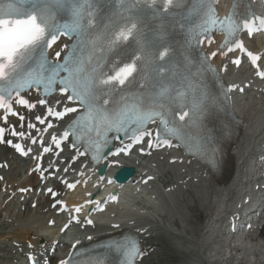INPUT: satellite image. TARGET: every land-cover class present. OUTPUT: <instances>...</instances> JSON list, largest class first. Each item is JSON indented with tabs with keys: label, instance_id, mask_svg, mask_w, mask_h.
Segmentation results:
<instances>
[{
	"label": "snow or ice",
	"instance_id": "6c2138e0",
	"mask_svg": "<svg viewBox=\"0 0 264 264\" xmlns=\"http://www.w3.org/2000/svg\"><path fill=\"white\" fill-rule=\"evenodd\" d=\"M20 0H12L8 8L0 7V108L5 110L3 119L7 122L8 115L16 116L12 107L13 92L16 94L15 102L23 105L29 110L35 108L36 105L29 103L27 99L21 96V92L26 88L34 85H44L45 94L49 93L52 85L57 82L59 77L60 93L66 95L69 102L78 103L84 112L69 125V128L75 130L78 125L83 124L88 132H95L97 139L90 140L89 144L95 149V153H99L102 146L108 143V133L123 132L126 136L131 133L130 139L133 143L140 144L145 137H152L153 132L149 130L147 125L156 123L157 131L155 135V146L167 145L172 146L170 139L161 140V131L177 140H183L186 133L183 132V126L178 121H185V118H191L194 113H201L204 110V103L201 98L197 97L193 92L191 99V107L188 111L183 110L188 106V91H180L173 85L159 86V90L152 95L131 96L122 95L118 100H114L112 94L115 93L119 86H124L126 82H130L129 78L133 73L137 72V61L143 60L146 64L151 65L156 60L165 61L169 54L168 48L153 51L152 49H142V55H137L131 63L123 65L114 64L108 72L100 70L99 59L96 57L97 49L101 53L112 51L122 42H127L134 37L137 31V23L129 19L124 24L113 21L112 26H105L104 32L88 41L91 45L87 54H85V37L95 27V0H46V3L55 6L64 7L69 12V19L64 23H52L53 9H40L34 13L21 12L18 8L13 7ZM139 2V0H136ZM146 4L156 5L157 0H144ZM123 6L125 0H118ZM215 0H198L197 7L193 10L200 22L194 28L189 29L191 38L197 39L199 35L207 36L214 29L219 28L226 33L227 38L222 49L227 52L240 49L246 51L243 43L233 40L236 32L241 28L247 30L249 34L257 30L254 27V21L243 19L237 21L234 15L225 17L223 20L217 18L214 8ZM161 10L167 12L169 7L174 4V0H160ZM261 26H264V19H260ZM61 36L76 37V43L72 46L70 52L64 56L61 62L60 51L55 52V61L48 59V50L53 48ZM208 43H212V38L207 36ZM230 43H234V47H229ZM65 48L67 45L64 46ZM216 53L213 52L212 56ZM252 63L256 65L259 57L252 52H247ZM239 65L240 60L233 61ZM155 71L157 75L163 79V74L167 69L161 64L156 65ZM66 73L60 76V73ZM264 78V72H258ZM229 91L231 88L228 89ZM179 102L180 110L177 111L176 105ZM41 105L47 103L45 99L39 100ZM76 107H65L63 111H55L52 107L47 109L49 116L62 119L66 114L78 112ZM178 117V120H177ZM19 119L24 120V116L20 115ZM36 119L44 124L45 120L40 116ZM23 127V125H21ZM29 128L35 125L29 123ZM51 128L52 124L49 123ZM47 131V129H45ZM5 129L0 127V142H4ZM11 135L24 137V132H17L11 129ZM69 132L63 133V139H67ZM116 138H119L118 136ZM53 143L57 148L60 147L61 141L52 137ZM12 144V141H7ZM32 143H37L35 139ZM43 143V141H40ZM148 146L152 147L153 140L147 141ZM17 151L23 155H27L31 151L29 148L24 151L21 144L12 145ZM132 148V144L126 145L125 148H118L112 155H119L121 152L127 154ZM50 148H44V152L50 151ZM143 151V149H141ZM84 155V153H80ZM98 155H93V160H98ZM39 169V165L37 166ZM111 183V181H109ZM70 188L75 185H69ZM51 192L52 190L49 189ZM55 195V193H53ZM116 199V197H112ZM80 209L77 208L78 212ZM91 223V221H89ZM140 255L139 248L136 244L130 247L125 246L126 264H133L135 258ZM61 264H66L61 261Z\"/></svg>",
	"mask_w": 264,
	"mask_h": 264
},
{
	"label": "bare ground",
	"instance_id": "6f19581e",
	"mask_svg": "<svg viewBox=\"0 0 264 264\" xmlns=\"http://www.w3.org/2000/svg\"><path fill=\"white\" fill-rule=\"evenodd\" d=\"M53 102L56 101H52V104ZM235 107L243 125L236 144L232 146V154L236 160L235 172L232 175L220 181L205 168L191 161L187 165L183 162L173 168L168 163L166 165L159 161L158 165L147 159L148 167L145 168L156 178L151 180L155 193L147 202V206L140 210L122 205L119 211L122 213L117 219L111 217V210L105 225L100 222L107 216L97 217L100 227L97 234L115 230L110 224L118 221L120 225L116 227L128 228L136 225L140 226V229L146 228L142 234L143 245L147 251L143 264H264V243L242 234L231 238L227 230L229 223H236L242 218L240 212L245 208V202L253 190L260 187L257 178L259 172L264 170V95L252 93L246 100H238ZM23 114L25 120L29 121L27 123L31 124L37 116H42L37 105L30 110L26 109ZM34 125L38 126L36 123ZM59 157L57 156L53 163L49 161V166L56 168L62 165ZM68 159L69 157L64 161L67 162ZM0 162L7 165L0 172L4 177L0 188V192L4 193L0 214L1 211L5 213L0 223L10 221L12 226L10 231L0 234V247L19 243L26 247L39 246V250L44 253L49 247L53 248L51 241L46 237L50 232L44 230L45 221L53 212L50 206L53 200H50L49 196H41L34 209L27 203L20 202V190L30 186L35 181V176L26 175L24 178L23 174L29 170L26 168L23 173L20 164L13 161L7 148L0 147ZM119 162L135 164L136 161L131 158L114 161L115 164ZM155 169L158 171H154ZM87 170L76 169L73 173L85 174ZM169 172L171 175L166 181L165 177ZM162 180L166 183L163 184ZM51 182L60 189L59 183L53 180ZM261 183H264V179ZM91 187L95 190L94 183ZM107 192L108 189L100 197ZM8 197L9 201L4 202ZM193 206L198 207L204 215L200 221L191 210ZM115 210L117 211V208ZM130 221L134 222V225H131ZM94 230L89 229L86 238L91 232L94 233ZM12 252L15 250L10 247L5 253L7 259L3 264H11Z\"/></svg>",
	"mask_w": 264,
	"mask_h": 264
},
{
	"label": "rangeland",
	"instance_id": "374dc122",
	"mask_svg": "<svg viewBox=\"0 0 264 264\" xmlns=\"http://www.w3.org/2000/svg\"><path fill=\"white\" fill-rule=\"evenodd\" d=\"M192 211H193L194 216L198 219V221H200V219L204 217L202 211H200L198 207H196V206L192 207ZM7 228H8L7 225L1 226L0 232L8 231L9 228H8V230H7Z\"/></svg>",
	"mask_w": 264,
	"mask_h": 264
}]
</instances>
